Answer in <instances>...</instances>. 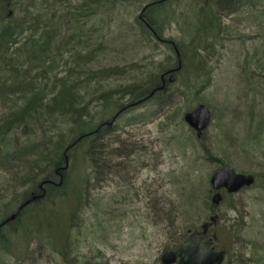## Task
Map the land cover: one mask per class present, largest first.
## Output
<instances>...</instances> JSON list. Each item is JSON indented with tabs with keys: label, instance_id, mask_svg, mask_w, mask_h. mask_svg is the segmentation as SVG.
Returning <instances> with one entry per match:
<instances>
[{
	"label": "rangeland",
	"instance_id": "rangeland-1",
	"mask_svg": "<svg viewBox=\"0 0 264 264\" xmlns=\"http://www.w3.org/2000/svg\"><path fill=\"white\" fill-rule=\"evenodd\" d=\"M155 2L161 9L146 14ZM13 12L16 22L29 13L44 20L42 25L23 23L15 42L29 56V39L44 41V30L51 34L46 64L51 80L122 68L121 76L79 89L80 109H85L81 119L89 114L95 126L114 115L110 103L127 104L128 90L149 83L177 61L166 41L183 48L186 66L193 53L199 67H184L162 103L154 100L123 114L104 132L102 152L82 157L83 171L93 180L84 184L86 208L74 231V264H162V254L202 224L213 248L226 252L223 264H264V0H15ZM92 13L96 18L84 22ZM71 16L72 24L66 21ZM141 19L151 22L161 38L144 33ZM70 35L72 48L62 47ZM199 105L212 115L200 138L181 115ZM4 112L1 105L0 121ZM15 138L26 140L21 132L10 140ZM208 154L230 162L239 173L255 175L256 185L234 195L221 192L225 201L209 207L216 194L210 178L220 164ZM94 158L100 169L91 166ZM75 175L71 187L79 181ZM35 176L26 159L0 167V217L5 206L17 208L38 183ZM40 254L24 262L0 251V264H63L48 251Z\"/></svg>",
	"mask_w": 264,
	"mask_h": 264
},
{
	"label": "trees",
	"instance_id": "trees-1",
	"mask_svg": "<svg viewBox=\"0 0 264 264\" xmlns=\"http://www.w3.org/2000/svg\"><path fill=\"white\" fill-rule=\"evenodd\" d=\"M14 7L15 0H0V15H2L1 19L3 20V22H0V28L2 27L0 29V39H3L9 33H13L16 27ZM159 9H161V6L158 2H155L145 8V13L150 14ZM95 15L97 13L85 15L83 17L84 22L90 23L93 18H96ZM67 20L72 24V16L66 18ZM77 24L79 29L83 30L81 28L82 23L78 21ZM210 24V27L216 29L217 26H215L214 20H210ZM152 25L151 22L149 24L141 22L144 33L147 32L151 37L161 38V34ZM166 43L169 46L172 45L171 47L177 55V61L171 67L168 66L161 74L150 78L149 83L137 85L128 90L129 93H125L130 96L127 104L117 103V101L115 104L110 103L109 107L114 115L108 118L107 122H104V118H102L101 123L96 127L92 122L87 123L81 119L85 109H80L84 107H80L79 95L76 91L84 83L88 84L93 80L99 81L100 74L95 73L92 75L93 73H91L90 78H83L84 72L79 73L78 77L82 80L78 78L75 82L73 81V84L72 72L61 78L55 76L51 80L49 71L46 69V64L50 62L48 57L51 55L41 53L42 50L39 44H43V41L29 39V58L33 57L40 60L41 65L44 63V57L48 60L41 70L37 69L39 71L36 76L23 82V90L7 88L5 86L6 81L0 80V106L9 107L8 112L10 111L0 121V167H13L21 160L26 159L27 163L34 168L38 183L26 192L20 204L34 196H44L41 199L32 201L14 221L0 228V251L3 254H7L10 259L19 260L23 258L25 262L26 260L33 261L41 255L40 253L48 251L58 263L60 261L63 264H74V254L76 252L74 231L81 227L82 213L86 208L83 195L84 184L87 185L88 183L89 185L90 181L93 180L83 171L84 166L87 165H85L82 157H87L93 152H102L101 139L105 131L114 128L115 124L112 126L107 125L114 116L118 115L116 118L118 120L123 114L131 112L138 105H144L154 100L162 103L169 87L177 82V76L184 70V67L188 66L191 70L199 68L193 53L187 56V61L191 65L186 66L185 56L181 52L183 48L169 41H166ZM62 45L64 48L68 46L72 48V39ZM192 52L195 53L196 50ZM15 62L14 59L13 64L7 66L4 64L5 73L14 70ZM31 68L29 64L28 68L24 69L25 73H32ZM32 70L34 69L32 68ZM92 71L94 72V69ZM209 82L210 80L207 81L206 85ZM51 84L53 88L49 90ZM57 86H61V90L53 91ZM8 89H12V91ZM184 114L181 113L182 116ZM58 124L61 125L60 127H65L66 130L59 132ZM17 132H21L26 140L22 142L16 138L10 140L11 135ZM51 132V135L48 134ZM38 138L39 141H37ZM79 156H81L80 159ZM208 157L220 165L230 163L210 154H208ZM100 164L101 162L98 164L97 158L92 159V167L95 166L96 169H100ZM103 167L105 168V166ZM74 174L80 182L76 180L74 186L71 187L69 181ZM256 180L258 181L257 178ZM73 182L74 180L72 185ZM213 200L214 197L211 201L213 204L210 203L209 207L217 208L225 201V197H222L218 205ZM15 207L8 210V206H5V211L0 217V219L2 218L0 224L10 217ZM189 213L183 212L181 215L188 217ZM206 226L202 224L200 227L195 228V231L192 230L189 233L195 232L209 249H214L213 242L208 239L205 232L204 227ZM181 241L177 240V242ZM34 246H36V250H33Z\"/></svg>",
	"mask_w": 264,
	"mask_h": 264
},
{
	"label": "water",
	"instance_id": "water-1",
	"mask_svg": "<svg viewBox=\"0 0 264 264\" xmlns=\"http://www.w3.org/2000/svg\"><path fill=\"white\" fill-rule=\"evenodd\" d=\"M211 118L210 109L205 105H199L184 116V121L200 137L208 129ZM109 125H112V123H109ZM254 184V175L238 173L227 164L222 165L210 178V186L213 191L220 192L225 190L230 195L251 188ZM43 196H35L25 201L0 227L14 221L20 212L30 205L33 200L41 199ZM213 201L218 204L221 201L220 194H217ZM225 255L224 251L209 250L193 234L185 240L184 244L174 250H166L161 257V261L162 264H223Z\"/></svg>",
	"mask_w": 264,
	"mask_h": 264
},
{
	"label": "bare ground",
	"instance_id": "bare-ground-1",
	"mask_svg": "<svg viewBox=\"0 0 264 264\" xmlns=\"http://www.w3.org/2000/svg\"><path fill=\"white\" fill-rule=\"evenodd\" d=\"M34 21L37 25H42L44 24V20L41 19L40 15L35 16L32 13H29L27 15V19L24 21H20V22H16V27L14 28L13 33H9L7 36H5L3 39H0V64L2 67V70L0 71V80H4L5 82V86L7 88H12L13 90H23V82L26 79H31L32 77L36 76V73H30L27 72L25 73L24 69H23V65L30 64V66L34 69V70H41L42 66L40 63V60L38 59H34L29 58V56H25V54L23 52H20L19 47H18V43L15 42V37L18 33L15 34V31L17 29V31L20 29V27L23 26V23H29V22H33ZM45 31V36L47 37L44 39L43 44H39L40 49L42 50L41 53H46L48 55H51V49H52V39H51V34H48L47 30ZM72 39V35H70L65 41H62L61 44L66 43V42H70V40ZM14 59L16 60L15 64H14V70H11L10 72L5 73L4 71V64L5 66L13 64L14 63ZM31 68V69H32ZM50 72V70H48ZM122 72V68L120 67H104V68H99V69H95L93 74L95 73H99V81L98 82H104V81H108L109 79H112L114 77H118L120 75V73ZM121 76V75H120ZM80 77L77 76H72V84L73 81L75 82V80H77ZM79 80H82L81 78ZM12 89H8L11 90ZM60 91L61 90V86H57L56 88L53 89V91ZM72 90L74 91V86L72 85ZM76 90V89H75ZM76 93H78L79 97H83L81 95V91L77 90ZM105 96V94L103 95ZM104 100V99H103ZM37 108V106H36ZM5 109V117L7 116V112L9 110V107L4 106ZM3 112V111H2ZM10 112V111H9ZM8 112V114H9ZM12 113V111H11ZM84 122H91L92 121V117L89 116V114L87 116H85ZM14 167V166H13Z\"/></svg>",
	"mask_w": 264,
	"mask_h": 264
}]
</instances>
